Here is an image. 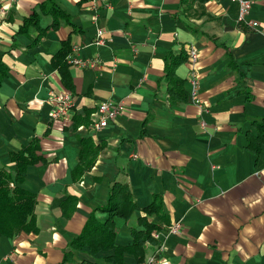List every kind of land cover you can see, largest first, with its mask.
Listing matches in <instances>:
<instances>
[{"label":"crops","instance_id":"obj_1","mask_svg":"<svg viewBox=\"0 0 264 264\" xmlns=\"http://www.w3.org/2000/svg\"><path fill=\"white\" fill-rule=\"evenodd\" d=\"M46 1L65 13L55 27L41 10ZM1 7L0 168L15 175L11 154L33 140L41 161L25 167L20 184L35 195V231L1 237L0 264H141L130 251L113 263L114 249L91 235L78 240L89 219L107 221L114 184L125 185L136 206L127 219L113 218L116 246L132 245L141 219L160 228L144 243L142 264L156 244L159 264H264V0L247 13L255 27L237 23L232 0H0ZM33 15L36 24L25 26ZM97 28L103 45L93 43ZM187 46L199 54L203 113L190 98L187 61L173 71L181 95L169 92L164 74L168 54ZM62 48L94 65L58 69L51 58ZM63 91L73 94L74 110L52 120L50 94ZM104 101L124 110L92 131ZM81 139L100 148L88 170L79 166ZM155 195L161 216L144 211ZM177 221L180 234H167Z\"/></svg>","mask_w":264,"mask_h":264},{"label":"trees","instance_id":"obj_2","mask_svg":"<svg viewBox=\"0 0 264 264\" xmlns=\"http://www.w3.org/2000/svg\"><path fill=\"white\" fill-rule=\"evenodd\" d=\"M82 1V0H80ZM84 1V0H83ZM184 2L185 0H181ZM42 12L49 14L53 20V27L59 24L60 18L65 17L64 11L54 5L51 1H46L41 5ZM36 16V15H35ZM35 16H30L26 19L25 26L32 22L36 24L37 20ZM69 51L64 48L60 49L52 58L51 62L59 69L60 67H67L68 64L65 61L66 56ZM165 69L164 74L168 80V88L170 93L182 94L181 81L175 77L173 71L175 66L187 61L185 51L180 52V54L172 56L168 54L165 58ZM178 89L180 90L178 92ZM78 122H86L85 120L78 119ZM262 138V135L259 137ZM258 139V138H257ZM81 151L79 154V166L88 170L92 167L95 157L100 152L98 146H94L92 142L88 139H81ZM39 146L36 140H33L27 146L19 149L18 153H12L10 159L17 165V170L15 175H12L5 171L4 168H0V238L1 237H11L19 232H34V204L35 195L20 188V184L23 181L22 173L28 164H33L34 161L40 160V156L37 154L39 151ZM13 184L11 187L10 184ZM115 191L112 192L110 199L107 203L106 212L109 213L107 221L99 224L92 219L85 224L82 233L80 234V239L85 236L91 235L93 238H97L100 245L103 248L109 249L113 248L115 253L111 261L113 263L119 262L121 255L124 251L132 252L137 261L141 264L143 263V252L144 243H154L156 240L153 237V231L160 229L159 226L153 224L152 222H146L143 219L140 220L143 223V230L135 231L133 230V242L130 247L120 248L114 243L115 231H114V217H124L127 219L130 213L135 209V204L131 200L129 190L125 185L114 184L112 187ZM115 199L114 201H112ZM146 213L155 212L161 216V204L160 198L155 195L151 200V205L144 209ZM87 244L92 247L90 241H86ZM86 242H80L83 245Z\"/></svg>","mask_w":264,"mask_h":264},{"label":"built area","instance_id":"obj_3","mask_svg":"<svg viewBox=\"0 0 264 264\" xmlns=\"http://www.w3.org/2000/svg\"><path fill=\"white\" fill-rule=\"evenodd\" d=\"M12 2L15 0H11ZM231 1V0H230ZM237 3L238 10H237V23H245L248 24L250 27H255L256 23L255 21H250L246 19L247 13L250 10L254 0H232ZM5 10L3 7L0 8V16L1 14H4ZM103 32L100 28H97L96 30V37L93 41L96 45H103L104 39L102 37ZM72 52L77 51L78 48L76 45L72 47ZM185 54L187 59V64L189 65V73L190 77L187 79L191 90H190V98L191 101L197 106L200 113L206 112L207 107L197 98L196 92H197V77L195 73V64L198 61L199 54L197 50L192 46H187L185 48ZM65 61L71 65H78L81 67H85L87 65H94V62H85L77 57H73L71 54H68L65 58ZM73 94L68 91H63L61 93H51L50 94V101L53 103V110L50 113V118L52 120L62 121L63 119L67 118L70 111L74 110L73 105ZM124 110V105L119 103H114L112 101H104V103L98 104L96 108V119H94L91 122L90 130L92 131H98L101 129H104L108 123L112 120H114L115 117H117L122 111ZM200 125L205 126L204 121L200 120ZM10 186L12 187L13 184L11 183ZM182 229V223L181 221L174 222L170 225H168L165 229L167 234H180V231ZM156 249L152 255L148 257L145 264H159V256L160 252L162 251L163 247H161V244H156Z\"/></svg>","mask_w":264,"mask_h":264}]
</instances>
